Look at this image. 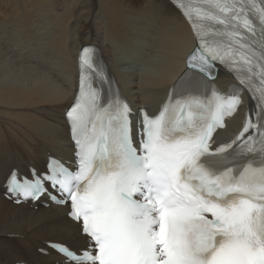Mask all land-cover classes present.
<instances>
[{
	"label": "snow or ice",
	"instance_id": "obj_1",
	"mask_svg": "<svg viewBox=\"0 0 264 264\" xmlns=\"http://www.w3.org/2000/svg\"><path fill=\"white\" fill-rule=\"evenodd\" d=\"M167 4L191 23L197 47L160 112L134 124L118 89L104 99L96 81L112 88L113 78L99 49L85 45L78 94L64 113L75 170L53 155L43 172L12 169L6 178L17 203L43 196L68 207L85 246L48 242L62 264H264V0ZM219 67L242 79L232 93L215 89L213 106L200 97L213 91ZM243 91L256 110L213 150Z\"/></svg>",
	"mask_w": 264,
	"mask_h": 264
},
{
	"label": "bare ground",
	"instance_id": "obj_2",
	"mask_svg": "<svg viewBox=\"0 0 264 264\" xmlns=\"http://www.w3.org/2000/svg\"><path fill=\"white\" fill-rule=\"evenodd\" d=\"M91 43L134 106L157 109L196 39L167 0H0V264H62L55 253L39 252L45 242L85 246L67 208L15 205L3 184L14 167L44 170L49 155L71 157L64 113L78 86L79 51ZM227 80L221 74L218 83ZM242 117L229 122L227 134Z\"/></svg>",
	"mask_w": 264,
	"mask_h": 264
},
{
	"label": "rangeland",
	"instance_id": "obj_3",
	"mask_svg": "<svg viewBox=\"0 0 264 264\" xmlns=\"http://www.w3.org/2000/svg\"><path fill=\"white\" fill-rule=\"evenodd\" d=\"M8 139H10V138H8ZM45 149H48V147H45ZM60 154V153H59ZM63 155H65V154H63ZM41 206V205H40ZM50 257H52V256H49V258ZM45 259H48V258H46V257H44ZM23 262V261H22Z\"/></svg>",
	"mask_w": 264,
	"mask_h": 264
}]
</instances>
